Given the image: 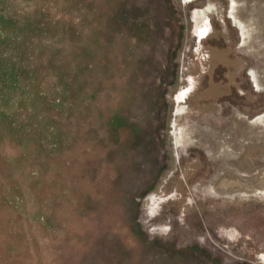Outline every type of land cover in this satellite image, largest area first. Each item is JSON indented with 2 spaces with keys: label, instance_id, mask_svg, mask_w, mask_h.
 Instances as JSON below:
<instances>
[{
  "label": "rangeland",
  "instance_id": "374dc122",
  "mask_svg": "<svg viewBox=\"0 0 264 264\" xmlns=\"http://www.w3.org/2000/svg\"><path fill=\"white\" fill-rule=\"evenodd\" d=\"M263 253L264 0H0V264Z\"/></svg>",
  "mask_w": 264,
  "mask_h": 264
},
{
  "label": "bare ground",
  "instance_id": "6f19581e",
  "mask_svg": "<svg viewBox=\"0 0 264 264\" xmlns=\"http://www.w3.org/2000/svg\"><path fill=\"white\" fill-rule=\"evenodd\" d=\"M200 28H201V27L198 28V33H199L200 35H203L204 33L201 32L202 29H200Z\"/></svg>",
  "mask_w": 264,
  "mask_h": 264
},
{
  "label": "flooded vegetation",
  "instance_id": "af4514ba",
  "mask_svg": "<svg viewBox=\"0 0 264 264\" xmlns=\"http://www.w3.org/2000/svg\"><path fill=\"white\" fill-rule=\"evenodd\" d=\"M261 260H262V262L264 263V253H263L262 256H261Z\"/></svg>",
  "mask_w": 264,
  "mask_h": 264
}]
</instances>
